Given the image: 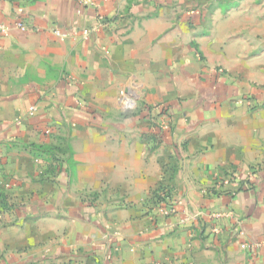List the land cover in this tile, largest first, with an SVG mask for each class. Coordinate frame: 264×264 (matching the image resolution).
<instances>
[{
    "label": "crops",
    "instance_id": "obj_1",
    "mask_svg": "<svg viewBox=\"0 0 264 264\" xmlns=\"http://www.w3.org/2000/svg\"><path fill=\"white\" fill-rule=\"evenodd\" d=\"M124 4L0 0V248L58 213L72 217L74 246L103 257L80 264H264V108L224 83L190 96L197 86L172 72L168 44L124 32ZM249 55L243 67L264 86V47ZM128 78L129 97L172 115L127 116ZM160 183L174 212L152 202Z\"/></svg>",
    "mask_w": 264,
    "mask_h": 264
},
{
    "label": "rangeland",
    "instance_id": "obj_2",
    "mask_svg": "<svg viewBox=\"0 0 264 264\" xmlns=\"http://www.w3.org/2000/svg\"><path fill=\"white\" fill-rule=\"evenodd\" d=\"M121 16L124 32L131 31L136 25L143 33L156 34L151 44L163 42L171 47V55L167 54L165 58L171 60L172 72L180 75V71L183 82L186 78L192 90L197 86L190 96L198 92L199 86L211 88L209 81L217 85L224 83L237 91V101L247 109L264 108V86L254 83L250 71L243 67L251 58L250 52L264 47V0H125ZM229 55L232 65L228 69L221 58ZM212 74L216 76L214 81L210 79ZM126 84V89L119 90L118 95L127 116L132 113L141 116L147 106L163 105H149L129 97L128 92L135 88L134 80L128 78ZM231 104L232 100L226 99L220 106L230 109ZM46 155L59 160L52 151ZM172 162L176 165L174 159ZM234 178L227 172L220 177V184L223 186L225 181L229 183ZM160 204L164 205L163 202ZM57 214L53 212L54 216H47L42 225H23L29 231L28 243L1 247L0 264H80L97 263V259L103 258L97 249L89 255L91 250L74 246L72 217L67 220Z\"/></svg>",
    "mask_w": 264,
    "mask_h": 264
},
{
    "label": "trees",
    "instance_id": "obj_3",
    "mask_svg": "<svg viewBox=\"0 0 264 264\" xmlns=\"http://www.w3.org/2000/svg\"><path fill=\"white\" fill-rule=\"evenodd\" d=\"M149 116L157 117V116H170L172 115V109L169 105H158L156 110L154 108H149ZM157 138V139H156ZM153 139L158 141L161 140V135L157 132L154 133ZM152 202L155 204H160L161 202L165 203L168 208H174V198L171 192V187L169 184L160 183L152 192ZM163 194V195H161Z\"/></svg>",
    "mask_w": 264,
    "mask_h": 264
},
{
    "label": "built area",
    "instance_id": "obj_4",
    "mask_svg": "<svg viewBox=\"0 0 264 264\" xmlns=\"http://www.w3.org/2000/svg\"><path fill=\"white\" fill-rule=\"evenodd\" d=\"M12 27L13 28H19V29H24L25 28L24 24L22 22L14 23ZM9 29H10L9 26H7L6 24H4L3 22L0 21V32L1 33H6L7 31H9ZM55 32L58 35H60L61 37L65 36V34L61 33L59 30H55ZM35 110H36L35 106L32 105V106L29 107V113L30 114H33ZM164 205H166V204L164 203ZM168 210L171 211V212H174L175 209L174 208H168ZM182 221L183 220H180L179 223H181Z\"/></svg>",
    "mask_w": 264,
    "mask_h": 264
}]
</instances>
